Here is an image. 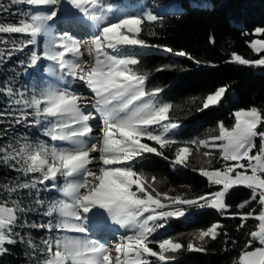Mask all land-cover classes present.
<instances>
[{"label":"rangeland","instance_id":"obj_1","mask_svg":"<svg viewBox=\"0 0 264 264\" xmlns=\"http://www.w3.org/2000/svg\"><path fill=\"white\" fill-rule=\"evenodd\" d=\"M85 1L61 0L67 7L64 14L78 21ZM71 2L75 3L73 8ZM10 4L12 22L0 28V94L9 110L4 118L13 136L8 139L11 145L5 154L19 173L0 188V250L6 241L3 231L22 220L47 234L43 241L47 259L43 264H142L146 251L137 231L145 226L143 214L153 212L152 219L168 215L180 218L188 214L183 205L199 202L222 210L228 189L241 185L258 188L261 195L253 193L252 197L260 204L254 232L258 246L243 252L239 260L241 264H264V116L253 108L237 110L234 124L220 128L219 134L205 144L211 150L220 149L227 162L221 169L203 173L221 186L207 201L162 205L148 196L136 200L127 189L134 182L123 166L145 148L130 138V127L142 133L145 126L162 119L165 108L150 111L148 98L138 90L133 92L141 77L131 74L122 58L123 67L117 64L110 73L105 71L106 66L117 56L101 57L93 63L91 59L97 48L114 55L139 49L138 40L120 32L123 23L134 32L138 21L115 18L106 22L94 18L95 36L84 41L80 34L81 49H75L72 33L62 32L58 0H10ZM176 9L175 5L172 10ZM101 13L100 10L98 14ZM261 34L262 30L256 29L248 44L257 58L246 60L233 55L231 60L262 71ZM82 51L87 57L82 56ZM96 63H106L103 71L91 68ZM85 64L89 67L82 71ZM94 78L102 80L98 92L87 88V80ZM130 86L134 87L123 96ZM224 92L220 87L208 95L203 108L219 105ZM98 95L107 97L100 107H94ZM102 115V131L115 125L117 132L111 133L113 139L101 142L94 126L98 123L96 117ZM72 130L79 137L71 139ZM31 133L32 138H28ZM103 150L114 153L112 160L102 159ZM182 154H186L185 150ZM94 167L96 170L91 171ZM98 190L109 195L98 194ZM170 207V211H164ZM140 214L143 220H139ZM100 223L111 227L109 234L96 233ZM126 253L131 255L124 256Z\"/></svg>","mask_w":264,"mask_h":264},{"label":"trees","instance_id":"obj_2","mask_svg":"<svg viewBox=\"0 0 264 264\" xmlns=\"http://www.w3.org/2000/svg\"><path fill=\"white\" fill-rule=\"evenodd\" d=\"M168 3L178 9L160 15L152 11ZM84 13L106 22L136 19L134 32L124 23L120 32L155 49L121 56L129 72L141 77L133 92L148 98L150 111L165 108L162 119L143 126L142 133L130 127V138L145 151L123 166L134 182L127 187L129 193L136 200L148 196L162 205L207 201L221 186L203 173L227 162L220 149L205 144L220 128L234 124L237 110L253 108L264 116V69L256 72L231 60L233 55L257 58L248 44L256 29L264 37V0H86ZM11 14L10 0H0V28L12 22ZM164 50L169 52H160ZM220 87L225 92L219 105L203 108L207 96ZM8 111L0 94V188L19 173L5 154L13 138L4 118ZM252 193L241 185L229 188L222 210L199 202L183 205L188 214L180 218L143 214L145 226L137 231L146 251L142 264H241L240 255L258 246L254 232L260 204ZM42 232L22 220L9 225L3 231L0 264H43L47 234Z\"/></svg>","mask_w":264,"mask_h":264},{"label":"bare ground","instance_id":"obj_3","mask_svg":"<svg viewBox=\"0 0 264 264\" xmlns=\"http://www.w3.org/2000/svg\"><path fill=\"white\" fill-rule=\"evenodd\" d=\"M67 16H69L68 15V13H66V17ZM77 17V16H76ZM65 20H67V19H65ZM105 65H106V63H96V64H93L92 66H91V68H93L94 70H96V71H103V69L105 68ZM89 67V65H83L82 67H81V70L82 71H84V70H86L87 68ZM82 81H83V79H81ZM88 82H89V86L87 87V88H89L92 92H98V88L99 87H101L102 86V80H100V79H96V78H94V79H90V80H87ZM105 97H107V95H102V96H100V95H98V98H96L95 100H96V105H100V104H102V102H103V100H104V98ZM96 170V167H94V169H92L91 171H95ZM98 172V171H97ZM252 190V189H251ZM253 193H254V195H261V192L259 191H252ZM97 193L98 194H104V196H107V195H109L106 191H104V190H98L97 191ZM110 199V198H109ZM106 201V200H105ZM100 202V201H99ZM104 202V201H103ZM111 204V203H110ZM112 204H113V202H112ZM114 208V207H113ZM111 209V208H110ZM112 210V209H111ZM115 211V210H114ZM117 216V215H116ZM118 216L119 217H121V214H118ZM97 231H96V233H98V234H109L108 232H110V229H111V227L108 225H106L105 223H100V225H98V227H97ZM117 231V230H116Z\"/></svg>","mask_w":264,"mask_h":264},{"label":"built area","instance_id":"obj_4","mask_svg":"<svg viewBox=\"0 0 264 264\" xmlns=\"http://www.w3.org/2000/svg\"><path fill=\"white\" fill-rule=\"evenodd\" d=\"M141 51L145 52V53H149V52H153L154 50L150 45L143 44ZM168 52H169L168 50H165V53H168ZM251 189H252V191H258L259 192L258 188H251Z\"/></svg>","mask_w":264,"mask_h":264},{"label":"water","instance_id":"obj_5","mask_svg":"<svg viewBox=\"0 0 264 264\" xmlns=\"http://www.w3.org/2000/svg\"><path fill=\"white\" fill-rule=\"evenodd\" d=\"M169 5L165 4L162 6V9L160 11L157 12V14H163V13H167L170 11V9H168ZM171 12V11H170Z\"/></svg>","mask_w":264,"mask_h":264}]
</instances>
